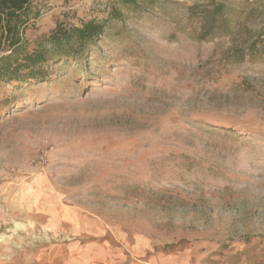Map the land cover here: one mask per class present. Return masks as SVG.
Segmentation results:
<instances>
[{"label": "rangeland", "instance_id": "rangeland-1", "mask_svg": "<svg viewBox=\"0 0 264 264\" xmlns=\"http://www.w3.org/2000/svg\"><path fill=\"white\" fill-rule=\"evenodd\" d=\"M97 1L50 0L35 25ZM206 1L125 20L130 59L106 42L91 85L63 72L1 113L0 264H213L212 242L264 237V55L226 57L264 41V0H223L231 33L194 40L186 6Z\"/></svg>", "mask_w": 264, "mask_h": 264}, {"label": "trees", "instance_id": "trees-1", "mask_svg": "<svg viewBox=\"0 0 264 264\" xmlns=\"http://www.w3.org/2000/svg\"><path fill=\"white\" fill-rule=\"evenodd\" d=\"M50 0H0V115L18 107L19 95L46 84H55L63 72L79 86L94 82L91 73L103 69L97 59L109 49L106 42L123 44L121 57L128 58L126 38L118 24L137 19L148 10L161 5L162 0H98L99 8L84 16L57 14L51 25H35ZM187 17L195 22L194 40H209L217 34H230L234 9L223 0H208L186 6ZM229 61L264 55V41L251 42L245 48L230 47ZM9 86L12 95L6 96ZM234 125H213L221 132H234ZM211 242V241H210ZM215 249L213 264H224L231 255L245 254L247 245H260L264 257V237L251 236L242 240L212 242ZM167 248L172 245H166Z\"/></svg>", "mask_w": 264, "mask_h": 264}, {"label": "crops", "instance_id": "crops-1", "mask_svg": "<svg viewBox=\"0 0 264 264\" xmlns=\"http://www.w3.org/2000/svg\"><path fill=\"white\" fill-rule=\"evenodd\" d=\"M77 225H78V224H77ZM75 228H76V229H77V231H78V230H80V228H81V225H79V228H77V226H76Z\"/></svg>", "mask_w": 264, "mask_h": 264}, {"label": "built area", "instance_id": "built-area-1", "mask_svg": "<svg viewBox=\"0 0 264 264\" xmlns=\"http://www.w3.org/2000/svg\"><path fill=\"white\" fill-rule=\"evenodd\" d=\"M41 157V156H40Z\"/></svg>", "mask_w": 264, "mask_h": 264}]
</instances>
